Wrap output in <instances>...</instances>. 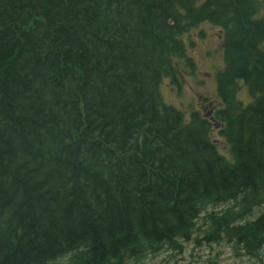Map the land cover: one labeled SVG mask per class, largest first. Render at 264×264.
<instances>
[{
    "label": "trees",
    "instance_id": "trees-1",
    "mask_svg": "<svg viewBox=\"0 0 264 264\" xmlns=\"http://www.w3.org/2000/svg\"><path fill=\"white\" fill-rule=\"evenodd\" d=\"M195 1L0 0V264H139L227 202L206 239L264 264V25L243 0ZM205 21L225 28L231 162L159 91Z\"/></svg>",
    "mask_w": 264,
    "mask_h": 264
},
{
    "label": "rangeland",
    "instance_id": "rangeland-1",
    "mask_svg": "<svg viewBox=\"0 0 264 264\" xmlns=\"http://www.w3.org/2000/svg\"><path fill=\"white\" fill-rule=\"evenodd\" d=\"M202 1V0H199ZM260 9L258 16L264 17V0H258ZM249 11V8L247 12ZM261 14V15H260ZM217 26L209 23H202L190 28L182 39L188 46L187 57L190 60V66H181V62H176L175 66L179 71L175 79L166 78L160 85L162 98L166 104L172 105L182 111L186 118L190 112L195 111L197 96L204 95L209 99L218 100L215 85L212 78L206 76L212 70L208 69L210 63L217 66V72L223 67L221 48L217 41ZM208 50V51H206ZM207 52V54H206ZM193 71V73H191ZM238 98L244 102L249 100L246 89L240 83ZM217 137L220 151L226 152L224 142ZM233 203H227L215 207H208L203 211L202 216L197 221V232L187 242H180V249L164 248L156 255L147 256L142 264H259L257 258H250L237 250L235 245L227 242L226 239L219 241H208L207 231L210 222L204 219L207 212H220L229 208ZM262 206L256 207L248 219H253L262 210ZM261 260H264V247L259 250ZM57 262V261H56ZM60 260L58 264H63ZM55 264V263H51Z\"/></svg>",
    "mask_w": 264,
    "mask_h": 264
},
{
    "label": "bare ground",
    "instance_id": "bare-ground-1",
    "mask_svg": "<svg viewBox=\"0 0 264 264\" xmlns=\"http://www.w3.org/2000/svg\"><path fill=\"white\" fill-rule=\"evenodd\" d=\"M232 2V1H231ZM237 2H238V0H237ZM203 3V0L202 1H199V0H196L195 1V6H199V5H201ZM239 3H242V5L244 6V7H246V8H249L250 9V17H251V19L252 20H254V21H261L262 23H263V25H264V17H262V16H258V12L261 10H259L258 12L256 11V9L254 10V8H253V6H254V4L256 3V6H257V9L259 8V6H260V3H259V1L258 0H243L242 2L241 1H239L238 2V5H240ZM222 4H224V7H231V6H226L227 4L226 3H223L222 2ZM226 4V5H225ZM233 5H235L234 3H233ZM243 6L241 7L240 6V8H243ZM238 7V6H237ZM261 7V6H260ZM215 9H217V8H215ZM218 10V9H217ZM215 11V10H214ZM221 11V10H220ZM255 12V13H254ZM261 12H262V10H261ZM217 13H219L218 11H217ZM216 13V14H217ZM223 13H224V11H223ZM264 14V13H263ZM218 16V19L220 18L219 17V15L220 14H217ZM261 15V14H260ZM214 17H215V15H213ZM209 16H207V18H208ZM214 19V18H213ZM211 20V19H210ZM219 23L221 22V20L219 19V20H217ZM216 21V22H217ZM217 22V23H218ZM222 23V22H221ZM220 23V24H221ZM215 24V23H214ZM223 24V23H222ZM259 24H261L260 22H259ZM196 25V24H195ZM197 25H199V24H197ZM219 25V24H218ZM262 25V24H261ZM194 27V26H193ZM221 27H223V26H221ZM261 31H262V33H264V26H263V28H259ZM263 29V30H262ZM190 31V29L188 30V32ZM188 32H186V33H184L183 35H180V40H182V42L184 43V45H185V48H186V50H185V58L184 59H179L177 62H181L180 63V65L181 66H184V67H189L190 66V60H189V58L187 57V50H188V46H186V43L184 42V40L182 39V37L185 35V34H187ZM224 35H225V28L223 27V28H221V33L218 35V38H217V41H218V44H219V46H220V48H221V54H222V60H223V67H222V69H219V71L217 72V66L215 65V64H213V63H210V66L208 67V69H211L212 71L209 73V74H205L206 76H209V77H211L213 80H212V82L214 83V85H215V89H216V94H217V97H218V100H213V99H209L208 97H206V96H204V95H199V96H197V103H196V105H195V108H196V110L195 111H192V112H190V114H189V116H188V118H186L185 117V115L182 113V111H180L179 109H177L176 107H174V106H172V105H169V104H166L165 103V101L163 100V98H162V100H163V102H164V104H166L167 106H171V107H173V108H175L176 110H178V111H180L181 113H182V115H183V119H184V121L185 122H187V121H189V119H190V117H191V115L193 114V113H198L199 114V116L201 117V119H203L204 121H206L209 125H210V136H211V138L213 139V142L216 144V149H217V151H218V153L219 154H221L222 156H224L228 161H232V157H231V154H230V146H229V144L227 143V141H226V139L221 135V133H220V130H221V128L223 127V125H222V123L221 122H219L217 119H216V117H215V115H216V112L217 111H219V110H221V109H223V100H222V97L220 96V94H219V76H220V74L223 72V70H224V68H225V58H224V48L222 47V43H224ZM264 36V35H263ZM206 51H208V50H206ZM206 54H207V52H206ZM178 70H177V68H176V71H175V76H170V77H164L163 79H162V81L164 80V79H166V78H169V79H175L176 78V75L178 74ZM191 73H193V71H191ZM162 81H161V83H162ZM161 83H160V85H161ZM240 83L242 84V86L246 89V91H247V94H248V97H249V100L247 101V102H244V101H242V100H240L239 98H238V92H239V90H240ZM236 87H237V94H236V100L237 101H239V102H241L242 103V105L243 106H245V105H247L248 103H250L251 101H252V99H251V97H250V95H249V92H248V87H247V85L244 83V81L242 80V79H239V80H237L236 81ZM159 91H160V86H159ZM160 95H161V97H162V94H161V91H160ZM217 134L218 135V138H220L223 142H224V145H225V147H226V152H224L223 150H221L220 151V148H219V144L217 143V137H215L214 136V134ZM228 203V202H227ZM227 203H223V204H227ZM229 203H231V202H229ZM223 204H219V205H223ZM219 205H217V206H219ZM264 205V204H263ZM262 206V205H261ZM209 207H211V206H209ZM227 209V208H226ZM225 210V209H224ZM264 210V207L262 208V210L260 211V212H262ZM206 211V210H205ZM259 212V213H260ZM208 213V212H207ZM206 213V214H207ZM211 213V212H210ZM259 213H258V215H259ZM257 215V216H258ZM256 216V217H257ZM256 217H254L253 219H250V220H254ZM245 221V220H244ZM242 222V221H241ZM206 237V236H205ZM181 242V241H180ZM182 242H187V241H182ZM164 250V249H163ZM161 252V251H160ZM160 252H158V253H160ZM158 253H155V254H153V255H156V254H158ZM149 256V255H148ZM261 258V257H260ZM145 259V258H144ZM143 262V261H142ZM142 262L141 263H139V264H142ZM260 264V263H259Z\"/></svg>",
    "mask_w": 264,
    "mask_h": 264
}]
</instances>
